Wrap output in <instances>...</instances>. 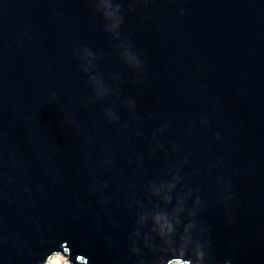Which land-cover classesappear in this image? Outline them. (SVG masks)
<instances>
[{"label": "water", "instance_id": "1", "mask_svg": "<svg viewBox=\"0 0 264 264\" xmlns=\"http://www.w3.org/2000/svg\"><path fill=\"white\" fill-rule=\"evenodd\" d=\"M54 254L264 264V0H0V264Z\"/></svg>", "mask_w": 264, "mask_h": 264}, {"label": "bare ground", "instance_id": "2", "mask_svg": "<svg viewBox=\"0 0 264 264\" xmlns=\"http://www.w3.org/2000/svg\"><path fill=\"white\" fill-rule=\"evenodd\" d=\"M44 264H70L68 262V259L63 258L59 255H53L47 262H45ZM171 264H181L179 262H174Z\"/></svg>", "mask_w": 264, "mask_h": 264}]
</instances>
